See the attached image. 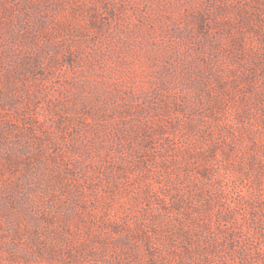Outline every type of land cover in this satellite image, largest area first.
Masks as SVG:
<instances>
[{"label": "rangeland", "instance_id": "1", "mask_svg": "<svg viewBox=\"0 0 264 264\" xmlns=\"http://www.w3.org/2000/svg\"><path fill=\"white\" fill-rule=\"evenodd\" d=\"M0 264H264V0H0Z\"/></svg>", "mask_w": 264, "mask_h": 264}]
</instances>
